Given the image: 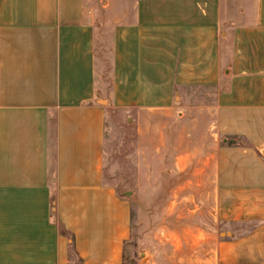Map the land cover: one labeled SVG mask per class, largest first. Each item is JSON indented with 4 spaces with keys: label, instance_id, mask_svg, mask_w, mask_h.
<instances>
[{
    "label": "crops",
    "instance_id": "obj_1",
    "mask_svg": "<svg viewBox=\"0 0 264 264\" xmlns=\"http://www.w3.org/2000/svg\"><path fill=\"white\" fill-rule=\"evenodd\" d=\"M100 1L0 0V264H122L112 111L137 181L187 172L138 264H264V0Z\"/></svg>",
    "mask_w": 264,
    "mask_h": 264
},
{
    "label": "rangeland",
    "instance_id": "obj_2",
    "mask_svg": "<svg viewBox=\"0 0 264 264\" xmlns=\"http://www.w3.org/2000/svg\"><path fill=\"white\" fill-rule=\"evenodd\" d=\"M102 1L96 0L97 5ZM98 69L102 73L105 82L108 83L110 75V55L108 52L107 38H103L98 45ZM108 137L105 144L107 171L110 179L116 184L118 191L124 196L126 191H131L135 195L133 202V214L131 231L136 241L135 260L129 264H138V252L141 248L149 244V231L159 220L158 210L166 202L169 191L176 186V181L187 174H178L165 164L163 169L151 166L149 173L160 174L158 181H137V166L133 164L131 158L126 157L129 153L131 143H134L135 126L129 122L127 117L120 111H112L108 119ZM171 154V152H169ZM170 169V170H169ZM130 194V195H131ZM129 195V196H130ZM130 254L133 249L130 248ZM74 261V260H72ZM79 261L75 263L78 264Z\"/></svg>",
    "mask_w": 264,
    "mask_h": 264
},
{
    "label": "trees",
    "instance_id": "obj_3",
    "mask_svg": "<svg viewBox=\"0 0 264 264\" xmlns=\"http://www.w3.org/2000/svg\"><path fill=\"white\" fill-rule=\"evenodd\" d=\"M131 238L127 241L124 242V247H123V255H122V264H129L132 259L135 258V248H136V242L131 241ZM130 248L133 249V253L130 254ZM135 260V259H134Z\"/></svg>",
    "mask_w": 264,
    "mask_h": 264
}]
</instances>
